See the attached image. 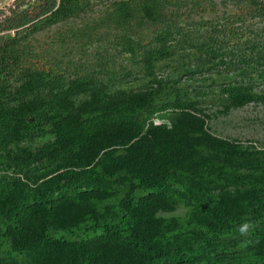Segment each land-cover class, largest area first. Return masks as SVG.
I'll use <instances>...</instances> for the list:
<instances>
[{"label":"trees","instance_id":"trees-1","mask_svg":"<svg viewBox=\"0 0 264 264\" xmlns=\"http://www.w3.org/2000/svg\"><path fill=\"white\" fill-rule=\"evenodd\" d=\"M36 1L37 16H42L38 25L66 16L86 0ZM249 2L260 17L264 4ZM183 3L112 2L101 23L117 47L118 62L107 53L98 72L89 69L83 82L55 83L52 98H37L36 111L24 125L37 130L39 141L46 135L51 140L36 148V179L68 167L78 170L80 180L69 194L56 191L52 179L43 180L32 191L24 190L20 201L9 184L0 183V244L9 245L0 251V264H22L13 253L24 264H100L86 246L89 242L51 238L56 204L95 216L96 205L89 198L119 189L124 190L119 219L102 236L124 256L123 263L114 264H189L210 255L233 258L243 249L252 264H264V190L255 179L251 194L235 200L237 208L210 198L215 191L222 196L234 191L226 190V171L237 156L205 131L202 110L209 98L235 103L264 92V35L261 30L240 35L235 29L229 45L219 38L224 31L215 21L184 28L176 20ZM23 11L11 13V25L28 22ZM210 70L214 72L202 74ZM237 178L245 185L247 175ZM170 198L189 207L196 221L192 229L164 237L154 215ZM240 215L257 220L259 228L252 232L256 240L247 248L234 245L229 255L223 252L229 243L225 233ZM61 252L64 261L53 263Z\"/></svg>","mask_w":264,"mask_h":264},{"label":"rangeland","instance_id":"rangeland-1","mask_svg":"<svg viewBox=\"0 0 264 264\" xmlns=\"http://www.w3.org/2000/svg\"><path fill=\"white\" fill-rule=\"evenodd\" d=\"M25 1L20 10L34 15L35 8L40 3L36 0ZM114 1L119 0L79 2L64 17H53L50 22L38 25L41 19L36 20L27 27V31L18 36L5 41L0 37V183L9 184L19 201L24 190L32 191L43 180L52 179L55 190L65 194H69L74 183L80 180V175L76 177L75 174L78 170L68 167L57 168L41 181L36 179L40 167L36 148L38 144L40 146L51 138L46 135V139L44 137L39 141L37 130L26 128L24 120L32 111H36L37 98L42 94L52 98L55 83L65 87L72 81L83 82L89 69L98 72L107 53L111 61L118 62L119 58L115 57L117 47L111 38L105 36L109 30L101 23ZM178 1L185 2L181 4L182 8L176 19L184 28H198L204 22L215 21L224 31L219 38L229 42V45L233 43L229 36L235 29L240 35L249 36L248 32L259 30L264 35V13L260 17L252 13L254 11L249 0ZM124 63L129 65L130 60H124ZM213 72L210 70L202 74L205 76ZM77 98H82V95ZM202 110L206 115L205 131L228 149L235 151L237 156L236 160L229 162L230 169L226 171L229 180H226L225 185L230 184V188L228 186L226 190L240 191L239 194L230 195L233 192H228L222 196L219 191H215V195L210 198L220 201L222 206L237 208L239 206L235 204V200L244 194H251L255 179L261 185L257 188L264 190V92L235 103L209 98L202 105ZM239 174L247 175L245 185L237 178ZM123 191L119 189L106 196L90 197L96 205L95 216L78 208L74 209L67 203L58 202L54 227L50 231L51 238L59 243L78 240L89 242L86 246L95 251L97 263H123L124 256L115 251L110 240L102 238L105 230H111L119 219V202ZM154 218L160 223L164 237L188 231L196 221L191 209L173 198L155 213ZM245 222L254 225L247 237L241 236L237 231L238 226ZM229 225V232L225 233L228 248L223 252L230 255L229 252H234V245L240 246L245 239L256 240V236L252 234L259 228L256 219L240 215L233 218ZM2 231L3 226L0 227V233ZM8 246L7 241L3 242L0 244V251L8 250ZM219 248L222 249V246L218 245L217 249ZM241 252L233 258L231 255L224 258L205 256L189 264H252L253 259H247L243 256L246 253ZM56 255L52 258L53 263L64 261V252ZM12 257L20 259L24 264L22 256L17 257L13 253Z\"/></svg>","mask_w":264,"mask_h":264},{"label":"built area","instance_id":"built-area-1","mask_svg":"<svg viewBox=\"0 0 264 264\" xmlns=\"http://www.w3.org/2000/svg\"><path fill=\"white\" fill-rule=\"evenodd\" d=\"M17 1H21V3H17ZM258 1L264 4V0H258ZM25 2H26L25 0H12L0 8V37L1 38L14 36L17 31L21 30L22 28L28 26L35 20L42 17V16H37L38 8H35L34 15H30L28 12L23 11V13L28 19V22L20 26L11 25L13 22L11 13L13 11L14 12L21 11L20 9L24 7Z\"/></svg>","mask_w":264,"mask_h":264},{"label":"clouds","instance_id":"clouds-1","mask_svg":"<svg viewBox=\"0 0 264 264\" xmlns=\"http://www.w3.org/2000/svg\"><path fill=\"white\" fill-rule=\"evenodd\" d=\"M157 126H159V122H157ZM167 126H168V128L170 129V128H171V123L168 122V125H167ZM253 228H254V225L245 222V223H242V224H240V225L238 226L237 231L240 233L241 236H245V237H247V236L250 235V232H251V230H252ZM252 243H253L252 240H250V239H245V240H243V241L241 242L240 247H241V248H247V247H249Z\"/></svg>","mask_w":264,"mask_h":264},{"label":"water","instance_id":"water-1","mask_svg":"<svg viewBox=\"0 0 264 264\" xmlns=\"http://www.w3.org/2000/svg\"><path fill=\"white\" fill-rule=\"evenodd\" d=\"M12 0H0V8Z\"/></svg>","mask_w":264,"mask_h":264}]
</instances>
